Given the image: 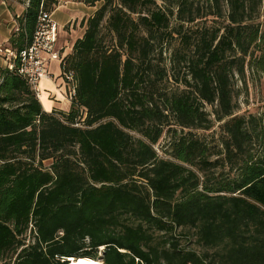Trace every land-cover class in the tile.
Instances as JSON below:
<instances>
[{
    "label": "trees",
    "instance_id": "1",
    "mask_svg": "<svg viewBox=\"0 0 264 264\" xmlns=\"http://www.w3.org/2000/svg\"><path fill=\"white\" fill-rule=\"evenodd\" d=\"M78 1L101 6L61 63L76 80L68 112H44L24 79L0 71V264H264V113L233 116L228 84L234 62L238 74L247 60L264 76V31L254 23L264 0H225L227 24L202 35L187 64L192 90L163 105L142 87L149 36L167 28V15L143 13L154 0ZM55 6L27 0L10 48L28 47L40 12ZM229 52L240 59L228 62ZM204 105L222 122L213 162L190 132L209 128ZM165 129L163 158L154 145ZM219 165L235 174L213 184L205 171ZM177 230L193 232L201 253Z\"/></svg>",
    "mask_w": 264,
    "mask_h": 264
},
{
    "label": "rangeland",
    "instance_id": "2",
    "mask_svg": "<svg viewBox=\"0 0 264 264\" xmlns=\"http://www.w3.org/2000/svg\"><path fill=\"white\" fill-rule=\"evenodd\" d=\"M100 6L101 3H97L95 7L97 9ZM148 10H160L168 18L166 29L153 30L149 36L151 49L147 62L150 63V70L147 72L148 82L142 87L144 91L152 92L159 105H163L166 97L182 93L184 90H188L187 92L190 93L192 90L184 84V80L193 85V81L187 74V64L194 56L193 49L202 35L211 37L215 31L227 24L228 7L225 0H218L217 3L214 0H154V4L146 6L142 11L146 13ZM219 10L221 15H218ZM191 18L192 22L189 21ZM254 23L264 31V14L260 13ZM104 33L106 41H109L110 36L108 33ZM185 38L189 39L188 42L185 41ZM251 53L253 57L258 55L255 48H252ZM227 56L228 62L236 61L232 59H240L238 53L229 52ZM239 62L230 64L231 67L228 66L230 67L228 84L232 105H234L233 116L243 117L246 120L250 117L258 118L264 113V76L251 70L247 60H245L243 74H238ZM215 109L216 105L213 108L204 105L203 110L208 113L210 121L209 128L190 130L193 136L208 147L210 162L219 159L220 156L217 154L224 138L220 128L222 122L215 121V116L211 114ZM169 121L173 124L172 117L169 118ZM171 128L176 129L177 134L181 132L175 125ZM171 135L172 133L167 130L163 133L158 144L154 145L156 152L163 158L168 157L165 151ZM43 165L48 168L50 162H44ZM205 173L214 184L231 179L235 170H232L228 165H219L216 168H209ZM198 175L202 177L201 174ZM179 233L180 231L177 230L175 234L179 236L183 245L189 242V245L201 253L202 249L195 244L193 232L178 235ZM26 240L31 241V235L28 234ZM100 255L99 252L98 257ZM6 262H8V258L3 261V263ZM95 263L100 264V260H95Z\"/></svg>",
    "mask_w": 264,
    "mask_h": 264
},
{
    "label": "crops",
    "instance_id": "3",
    "mask_svg": "<svg viewBox=\"0 0 264 264\" xmlns=\"http://www.w3.org/2000/svg\"><path fill=\"white\" fill-rule=\"evenodd\" d=\"M27 0H0V48H10V38L17 28V19L26 11ZM96 7H89L78 0H56L51 19L58 27L57 50L62 56L71 54L74 43L85 30L86 20L93 15ZM45 68L51 80L41 81L43 90L39 100L44 112L53 110L68 112L71 103L66 97V87L62 79V69L57 61H49ZM5 63L0 55V71Z\"/></svg>",
    "mask_w": 264,
    "mask_h": 264
},
{
    "label": "built area",
    "instance_id": "4",
    "mask_svg": "<svg viewBox=\"0 0 264 264\" xmlns=\"http://www.w3.org/2000/svg\"><path fill=\"white\" fill-rule=\"evenodd\" d=\"M58 27L51 19V13L41 11L35 34L31 44L15 52L11 48H0L5 69L15 72L26 81L38 101L42 97L41 81L51 80L45 65L49 61L61 63L64 56L57 50ZM62 69V68H61ZM63 83L66 87V97L71 103L75 97L76 80L72 72H62ZM77 126V124L75 125Z\"/></svg>",
    "mask_w": 264,
    "mask_h": 264
},
{
    "label": "bare ground",
    "instance_id": "5",
    "mask_svg": "<svg viewBox=\"0 0 264 264\" xmlns=\"http://www.w3.org/2000/svg\"><path fill=\"white\" fill-rule=\"evenodd\" d=\"M69 264H96L95 261L89 260L87 258H79V259H69Z\"/></svg>",
    "mask_w": 264,
    "mask_h": 264
},
{
    "label": "water",
    "instance_id": "6",
    "mask_svg": "<svg viewBox=\"0 0 264 264\" xmlns=\"http://www.w3.org/2000/svg\"><path fill=\"white\" fill-rule=\"evenodd\" d=\"M69 259H70V258H67V259H66V261H67L66 264H69V263H70V260H69ZM72 259H74V258H72Z\"/></svg>",
    "mask_w": 264,
    "mask_h": 264
}]
</instances>
